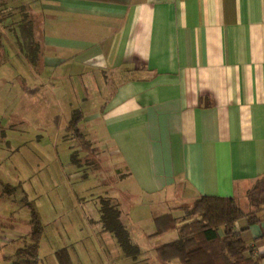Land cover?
<instances>
[{
    "label": "crops",
    "instance_id": "obj_1",
    "mask_svg": "<svg viewBox=\"0 0 264 264\" xmlns=\"http://www.w3.org/2000/svg\"><path fill=\"white\" fill-rule=\"evenodd\" d=\"M19 2L41 44L45 99L81 111L102 163L127 177L126 201L148 208L144 238L173 231L154 235L155 219L181 220L201 196L248 200L264 177V0ZM7 37L10 60L19 45ZM258 216L236 223L257 250Z\"/></svg>",
    "mask_w": 264,
    "mask_h": 264
},
{
    "label": "rangeland",
    "instance_id": "obj_2",
    "mask_svg": "<svg viewBox=\"0 0 264 264\" xmlns=\"http://www.w3.org/2000/svg\"><path fill=\"white\" fill-rule=\"evenodd\" d=\"M40 73L23 53L9 60L0 51V225L4 227L0 264H9L4 257L29 242V206L43 227L39 264H59L56 254L61 249L68 250L71 264H166L150 244L171 242L178 238V230L153 241L144 238L152 228L147 223L148 208L136 200L126 201L121 189L127 177L108 171L100 155L91 154L94 148L68 128L75 110L68 115L64 99H58L63 109L53 97L48 103ZM53 93L59 96V91ZM80 126L85 128V122ZM252 194L247 201H237L246 213L255 210L248 206ZM107 199L120 207V221L140 252L125 253L104 229L101 207ZM174 214L179 216L177 211Z\"/></svg>",
    "mask_w": 264,
    "mask_h": 264
},
{
    "label": "trees",
    "instance_id": "obj_3",
    "mask_svg": "<svg viewBox=\"0 0 264 264\" xmlns=\"http://www.w3.org/2000/svg\"><path fill=\"white\" fill-rule=\"evenodd\" d=\"M7 32L17 40L19 52L24 54L29 64L37 65L41 44L35 35L34 19L28 6L19 0H0V51L3 50L2 43ZM82 119L81 111L75 110L68 128L74 129L75 136L91 146L78 127ZM94 150L91 154H97ZM253 192L251 205L255 210L252 212H244L233 198L201 196L184 210L185 215L181 220L171 214L156 218L154 235L175 229L179 233L178 239L156 249L158 258L166 264H260L264 260V248L257 250L250 246L242 237L243 230L236 229V223L244 219L248 226L260 222L258 213L264 209V177L257 182ZM102 202L104 229L114 235L125 253L140 252L131 243L129 233L120 221L118 204L108 199ZM29 207L32 214L31 230L27 235L29 242L24 241V245L18 247L11 256L4 257L9 264H39V242L43 227L38 213ZM180 221L183 222L181 225ZM3 229L0 225V242ZM56 256L59 264H71L67 249H61Z\"/></svg>",
    "mask_w": 264,
    "mask_h": 264
}]
</instances>
